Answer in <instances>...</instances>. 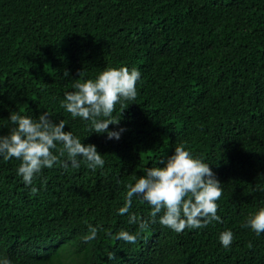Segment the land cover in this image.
<instances>
[{"label": "trees", "instance_id": "trees-1", "mask_svg": "<svg viewBox=\"0 0 264 264\" xmlns=\"http://www.w3.org/2000/svg\"><path fill=\"white\" fill-rule=\"evenodd\" d=\"M120 67L141 77L135 99L112 113L119 123L109 129L125 131L108 140L61 101L77 81ZM44 111L94 144L105 163L64 168L65 154L26 185L16 172L21 161L0 157V258L264 264V233L245 227L264 207V0H0V135L14 127L10 112ZM181 144L220 181V221L177 233L133 197L130 224L118 213L127 185ZM88 225H99L93 239H85ZM122 229L136 241L117 239ZM226 230L227 248L219 241Z\"/></svg>", "mask_w": 264, "mask_h": 264}, {"label": "clouds", "instance_id": "clouds-1", "mask_svg": "<svg viewBox=\"0 0 264 264\" xmlns=\"http://www.w3.org/2000/svg\"><path fill=\"white\" fill-rule=\"evenodd\" d=\"M140 77L141 72L137 68H106L95 79L77 81L73 85L74 91L64 93L61 106L72 117L87 121L91 133L105 134L108 140H119L125 129H109L110 124L119 123L112 113L117 103L123 104L126 100L135 99L136 83ZM8 120L14 127L7 135H0V157L21 161L16 172L26 185H31L35 175L43 168L53 167L59 157L65 154L66 158L60 161L64 168H78L83 161L87 167L95 170L105 163L94 144H83L70 130L65 131L63 120L54 123L46 111L36 118L10 112ZM57 149L58 154L54 151ZM158 163L164 166H157ZM155 165L145 167L144 174L127 185L125 201L118 213H128L130 224L136 222L135 214L129 212L133 197L150 206L151 220L158 218L161 225L177 233L186 227L201 228L213 220L220 221L217 200L222 194V188L209 164L194 157L181 144L174 148L166 162L156 160ZM161 212L163 214L158 216ZM245 227H249L256 235L264 233V207L246 220ZM98 228L99 225H88L89 234L85 239L95 238ZM116 238L128 243H134L137 239L135 234L123 229L117 233ZM232 240L231 230L219 234V241L225 248L230 246ZM0 264H10V261L0 258Z\"/></svg>", "mask_w": 264, "mask_h": 264}]
</instances>
